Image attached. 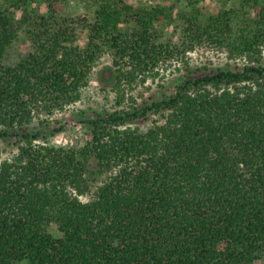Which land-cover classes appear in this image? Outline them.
<instances>
[{
    "label": "trees",
    "instance_id": "16d2710c",
    "mask_svg": "<svg viewBox=\"0 0 264 264\" xmlns=\"http://www.w3.org/2000/svg\"><path fill=\"white\" fill-rule=\"evenodd\" d=\"M43 1L45 14L0 6V139L17 145L0 152V264H264V0L212 13L94 0L91 17ZM20 30L31 48L7 65ZM201 43L244 63L192 66ZM105 52L118 108L81 119L83 142L52 143L51 116L80 99ZM171 61L183 68L169 92L122 106L124 86Z\"/></svg>",
    "mask_w": 264,
    "mask_h": 264
},
{
    "label": "rangeland",
    "instance_id": "374dc122",
    "mask_svg": "<svg viewBox=\"0 0 264 264\" xmlns=\"http://www.w3.org/2000/svg\"><path fill=\"white\" fill-rule=\"evenodd\" d=\"M15 0H0V6L10 7ZM146 5L154 4L156 2L168 1L174 2L178 5L175 8H182L190 1H196L197 6L202 7L206 12L212 13L219 9L229 7V3L225 0H141ZM61 9L59 11L62 15H87L91 17L94 13V0H59ZM27 9L31 12L45 14L47 6L43 0H27ZM20 14V12H18ZM161 27L167 33H171V28H166L163 22ZM86 32H81L80 43L85 41ZM31 48V41L27 37L24 30H20L17 37L9 46L4 63L7 65L15 64L21 57H23ZM264 58V47L262 51ZM186 60L192 66L207 67L208 70H213L216 67L239 68L244 60L228 56L227 49L217 47L210 43H201L196 45L195 49L186 55ZM112 64V56L110 52L103 53L97 66L92 70L89 82L82 90L80 99L73 105L59 111L51 116V127L45 130V136L54 144L68 146L75 143L83 142L89 134L88 126L85 122L80 121L94 115L95 112H111L118 108L115 101L116 91L113 89L111 74L108 73V66ZM175 67H179L182 71L183 66L180 63L173 61L169 63H162L159 65L158 74L149 76L144 82L138 81L134 83L131 88L124 86L126 94V101L122 106L129 104H139L143 101L158 99L166 92H169L172 86V79L176 77L180 71ZM121 106V107H122ZM158 115L151 116L148 120H135L129 122L133 128L137 127L140 130H146L151 124L152 119L157 118ZM63 124L61 131L51 134L50 130ZM32 127L41 128L38 119H35ZM16 139L3 141L0 139V152L2 157H10L17 150ZM88 197V196H87ZM87 197H84L87 199ZM51 232L55 236L60 233L55 224L51 225ZM264 261V258L262 259ZM262 261V262H263ZM19 264H26L21 262Z\"/></svg>",
    "mask_w": 264,
    "mask_h": 264
}]
</instances>
